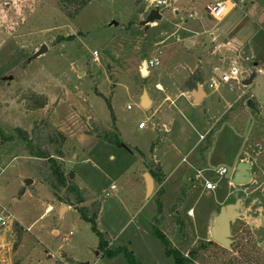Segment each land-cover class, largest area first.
Returning <instances> with one entry per match:
<instances>
[{
	"label": "rangeland",
	"instance_id": "1",
	"mask_svg": "<svg viewBox=\"0 0 264 264\" xmlns=\"http://www.w3.org/2000/svg\"><path fill=\"white\" fill-rule=\"evenodd\" d=\"M59 1L0 0V129L31 133L47 121L62 132L64 171L101 202L98 228L110 237V248L127 246L143 264H173L152 235L160 186L146 199L143 176L151 161L165 177L164 212L185 194L179 216L195 243L212 241L211 214L220 212V203L242 199L232 239H253L264 252V115H247L242 105L246 95L264 112V0H244L220 22L206 7L223 0H169L161 18L146 26L154 9L149 0H92L73 20ZM59 36L74 40L57 43ZM196 52L208 70L206 98L198 104L177 88L197 67ZM156 59L159 66L143 75L144 62ZM233 68L238 82L221 83ZM144 90L149 109L140 106ZM29 91L45 96L47 106L29 110L23 100ZM109 102L118 146L92 133L113 128ZM243 158L252 163V182L237 186L232 180ZM31 162L19 139L0 138V216L9 223L0 227V264H128L123 255H100L91 225L60 202ZM221 168L226 175L216 174ZM196 172L217 188L207 191ZM16 222L23 228L17 248Z\"/></svg>",
	"mask_w": 264,
	"mask_h": 264
},
{
	"label": "trees",
	"instance_id": "2",
	"mask_svg": "<svg viewBox=\"0 0 264 264\" xmlns=\"http://www.w3.org/2000/svg\"><path fill=\"white\" fill-rule=\"evenodd\" d=\"M92 0H60L58 7L61 12L69 19H75L80 12ZM141 1V0H140ZM239 3L241 0H232ZM74 37L59 36L57 43L71 42ZM204 83V74L201 68H198L188 79L179 86V89L187 92L197 88L198 85ZM29 110H41L47 106L48 100L45 96L35 92H27L23 97ZM108 107L111 112L113 121L115 120L110 102ZM114 126L111 130H100L95 127L92 131L96 137L107 144L118 146L121 144L117 129ZM13 134H8L0 129V138L5 143L12 142L16 137L24 145V153L32 161V165L37 169L41 181L46 183L61 203L67 206H73L78 210L80 219L91 225L92 231L99 238L98 249L102 257L115 258L123 255L128 264H143L135 256V253L127 246H119L115 249L110 248V237L101 232L98 228V219L101 213V202L97 200L95 194L87 188L80 187L70 179L64 171L63 158L65 157L64 146L66 137L62 132L57 130L51 123L42 121L35 125L32 132L29 133L21 128L13 130ZM153 154V149L151 150ZM142 158L146 156L140 153ZM148 169L152 177L158 183H162L163 179L159 171L154 170L155 165L149 164ZM162 189L156 193L157 215L152 220V235L158 239L164 246L165 256L173 261V264H260L264 261V252L260 250L253 239L242 240L236 238L231 249H224L212 241L195 243L192 232L184 218L180 217L182 200L185 194L179 199L168 212L163 211L160 201ZM238 225V224H236ZM239 225H242L240 223ZM234 226V231L238 228ZM17 232V248L21 239V225L15 223L13 226ZM176 229L177 240L180 247L176 248L173 238ZM262 253V254H261ZM73 264H79L72 261Z\"/></svg>",
	"mask_w": 264,
	"mask_h": 264
},
{
	"label": "water",
	"instance_id": "3",
	"mask_svg": "<svg viewBox=\"0 0 264 264\" xmlns=\"http://www.w3.org/2000/svg\"><path fill=\"white\" fill-rule=\"evenodd\" d=\"M160 18L161 16L159 10L153 9L150 12L147 20L144 21L141 25L146 26L149 23H152L153 21ZM44 50L36 54V56L42 54ZM142 70L143 75L146 76L148 74L146 62L143 64ZM253 80L254 76H252L249 80L245 81L244 86L251 85ZM191 96L194 99V103L197 104L206 96V94L204 93L202 86L198 85L197 88L191 92ZM140 106L143 109H148L151 106V101L148 97L146 90L143 91V94L141 96ZM246 107L249 111L255 113L258 117L261 116L260 110L258 109L254 99H248L246 102ZM251 166L252 164L248 162L239 163L235 169L232 184L237 186H244L250 184L252 182ZM143 178L146 187V199H149L154 192V180L149 173L144 174ZM70 179L72 180L73 176H70ZM241 204L242 199H237L234 204L232 203L222 206L220 212L218 213L215 219V223L211 227L212 241L224 249L230 250L232 244L234 243L232 239V226L235 224V221L237 219H240L243 216V214L240 212Z\"/></svg>",
	"mask_w": 264,
	"mask_h": 264
},
{
	"label": "built area",
	"instance_id": "4",
	"mask_svg": "<svg viewBox=\"0 0 264 264\" xmlns=\"http://www.w3.org/2000/svg\"><path fill=\"white\" fill-rule=\"evenodd\" d=\"M149 1L153 4L154 9H158L159 12L161 10L160 7L163 6L165 8H168L169 5H170L169 4V0H149ZM238 4H244V0H241L239 3L233 2L232 0H225V1H221V2H216L213 5H208L206 7V12L208 13V15L213 20H215L217 22H220L224 18H226L229 15V13ZM5 7H8V5L6 4ZM0 9H1V6H0ZM93 55L95 57L94 61H97V59H96L97 52H94ZM249 59L250 58H246V61H249ZM156 66H159V61L157 59L149 61V62H146L147 71H148V67H156ZM221 82L224 83V84H230V85H231V82H238V74H237L236 69L233 68L230 71L229 75H223V77L221 78ZM218 85H219L218 82H216L215 80H212L210 85H209V87L212 88V89H217ZM143 127H144L143 124L139 125V128H143ZM196 173H197L196 179L197 180L202 179L204 181L206 190L213 191V190H215L217 188V183H211L208 180H205V177L200 172H196ZM216 174L218 176H224V175L227 174V171H226V169L221 168V169H219L216 172ZM111 189L114 190L115 187L112 186ZM187 215L189 217H192L194 215L193 210H189ZM8 225H9L8 219L4 218L3 216H0V227H5V226H8Z\"/></svg>",
	"mask_w": 264,
	"mask_h": 264
},
{
	"label": "crops",
	"instance_id": "5",
	"mask_svg": "<svg viewBox=\"0 0 264 264\" xmlns=\"http://www.w3.org/2000/svg\"><path fill=\"white\" fill-rule=\"evenodd\" d=\"M223 1H225V0H223ZM245 2V1H244ZM208 14V13H207ZM217 22V21H216ZM212 39L214 40L215 39V36H212ZM227 45H229V43H227ZM224 46V45H223ZM200 51V50H199ZM201 52V51H200ZM202 53V52H201ZM201 53H198V52H196V58H197V67L195 68V70L194 71H192V72H188V74H186L185 75V79L181 82V83H177V88L179 89V86L181 85V84H183L187 79H188V77L191 75V74H193L198 68H201L202 69V71H203V74H204V81H205V78L207 77V75H208V73H207V68H205L204 67V65L202 64V58L200 57L201 55ZM223 60V59H222ZM145 63V62H144ZM142 69H143V67H142ZM207 70V71H206ZM215 70V69H214ZM143 71V70H142ZM145 73H146V71H145ZM263 74V73H262ZM225 75V74H224ZM252 76H254V78L256 77L255 76V74H253ZM210 77V76H209ZM223 77V76H222ZM250 79V78H249ZM249 79H246L245 81H247V80H249ZM211 81L212 80H214V79H210ZM244 81V82H245ZM254 81V80H253ZM252 81V82H253ZM220 82H221V79H220ZM244 82H243V85H244ZM205 83V82H204ZM203 83V84H204ZM222 83V82H221ZM202 84V85H203ZM201 85V86H202ZM156 88L159 90V91H163V89L159 86V85H157L156 86ZM180 90V89H179ZM195 90V89H194ZM181 91V93H185V94H188L189 95V97H191V99L193 100V103H194V99H193V97L191 96V92L193 91V90H191V91H187V92H184V91H182V90H180ZM143 94V93H142ZM246 96V95H245ZM245 96H243L242 98H244V104H242L243 106H244V108H245V112L247 113V115L248 114H251V115H253V114H255V113H253V112H251V111H249L248 110V108L246 107V102H247V100L248 99H250V97H245ZM149 97V96H148ZM204 98H206V96L204 97ZM203 98V99H204ZM150 99V98H149ZM202 99V100H203ZM141 100V99H140ZM166 100H168V98H166ZM201 100V101H202ZM240 100H241V98H240ZM239 100V101H240ZM151 101V100H150ZM200 101V102H201ZM256 102V101H255ZM152 101H151V106H152ZM195 104V103H194ZM198 104V103H197ZM238 104H239V102H238ZM237 104V105H238ZM257 104V107H258V109L260 110V113H261V116L262 115H264V112L262 111V107L258 104V103H256ZM236 105V106H237ZM150 106V107H151ZM235 106V107H236ZM235 107H233V108H230L229 110H228V113H226L225 114V116H224V118L228 115V114H230L233 110H234V108ZM229 107H227V109H228ZM149 109V108H148ZM227 109H226V111H227ZM226 111H224V112H226ZM256 115V114H255ZM257 116V115H256ZM258 117V116H257ZM223 118V119H224ZM200 139H203V137H201ZM249 140V139H248ZM245 157H247V156H245ZM247 161V159H245V158H243V159H240V161L239 162H246ZM151 163H153L154 165H155V167H156V164H155V162L154 161H151ZM252 164V163H251ZM148 166V165H147ZM251 168H252V166H251ZM157 171H159L160 172V174H161V176H162V179H163V182L165 181V177L163 176V174H162V172H161V170H157ZM147 172L151 175V173H150V171H149V169L147 168ZM152 176V175H151ZM153 178V177H152ZM153 180H154V192H155V187H156V184H158V186H160V188H161V186H162V184H163V182L162 183H158L157 181H155V179L153 178ZM229 183H231V182H229ZM159 188V189H160ZM208 191V190H207ZM154 192H153V194H154ZM151 198V197H150ZM224 203H220L219 205L220 206H224L223 205ZM69 207V206H68ZM52 207H50L49 209H51ZM48 209V210H49ZM218 213H219V211L218 212H213L212 214H211V216H212V218H211V221H210V225H209V228H211L212 226H213V224L215 223V219H216V217H217V215H218ZM189 217V216H188Z\"/></svg>",
	"mask_w": 264,
	"mask_h": 264
}]
</instances>
